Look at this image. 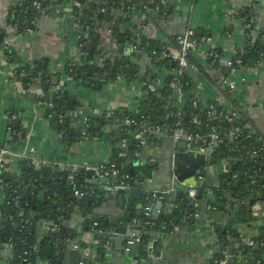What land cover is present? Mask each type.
Instances as JSON below:
<instances>
[{"label": "crops", "instance_id": "obj_1", "mask_svg": "<svg viewBox=\"0 0 264 264\" xmlns=\"http://www.w3.org/2000/svg\"><path fill=\"white\" fill-rule=\"evenodd\" d=\"M22 1L0 0V34H5L3 37L0 35V43L14 49L15 54L13 63H10L6 53L0 48V148L5 147L10 151L7 169L12 174H18L20 161L28 155L44 163L40 167L42 170H50L57 165H62L63 168L75 173L77 169L81 170L90 164L110 165L114 136L123 126L128 125L127 121L123 123L129 116L138 114L142 100L147 98L150 91L159 94L164 86L163 81L169 77L171 70L160 68L158 65L153 66L151 60L154 55L151 56L144 51L140 56L134 57V62L139 69V80H129L124 77L113 80L105 78L76 80L66 73V67L72 63L81 65L83 56L88 53L80 48L81 38L86 33V29L77 21L73 3L70 1L58 3L54 0V4L47 8L46 13L44 12L36 19L37 24L24 31H18L16 14L13 15L12 10ZM87 1L89 7L101 0ZM169 5L171 9L163 11L162 19L148 23L146 38L154 42H162L164 45L174 43L172 39L182 34L188 25L201 29L206 34L205 37L211 40L201 43L193 55V60L198 65V71L193 74V81L197 86L196 94L200 101L225 104L226 87L223 86L225 83L218 86L217 82L228 80L234 83L238 90L239 105L254 126L255 132L264 137V60L254 68L241 67L236 73H232L229 65L248 43V28L251 25L247 24L239 14L249 12L252 17L250 32H256L260 26L259 34L251 33L250 38L252 37L254 42L257 40L264 42V0H195V3L190 0H169ZM116 18L119 20V17ZM145 20V15L141 11H135L131 25L122 21L119 29L123 32L127 30L136 32ZM95 37L108 56H117L120 53L113 32L108 28L100 29ZM121 54L124 55L125 51ZM211 55H213V61H210ZM35 62H43L42 67H47L49 74L46 76L45 70L42 69L37 77L31 78L29 87L15 79L17 68ZM15 66L18 67L15 68ZM35 67L37 68V65ZM43 76L52 78L54 82L52 93L67 94L78 103L77 109L68 113L72 131L80 134L85 118H89V124L92 121L100 122L105 113H112L116 117L115 122L111 124L120 126L119 130H116L114 126L107 127L98 123L97 128L95 130L92 128L90 133L87 128L89 136L85 139L65 143L63 133L52 126L49 118L48 112L52 104L41 100L46 89L41 81ZM57 77L60 80L58 84L55 83ZM16 123L18 126L15 125ZM149 133L150 135L147 136L145 132L141 141L135 135L131 139L135 141L134 154L139 156L140 162L147 167L145 187L142 189L151 191L153 188L154 191L163 192L167 191L169 186L176 190V194H170V203L174 209L177 208V211L167 210L164 207L160 215L161 218L162 215L174 213L173 215L176 216L174 227L169 230L168 225L161 226V229L154 227L158 221L152 219L155 201L148 200V204L143 207L144 199L141 201L137 199L140 201L138 209L144 221L139 217H130L127 214L128 203L136 199L133 196V190L126 192V202L123 206L119 199L110 196L107 200L104 194L93 192L90 194V201H93L90 202L93 204L91 209L84 213L76 208L68 219L62 220L61 228H64L65 238H56L58 233L53 232L55 229L59 231L60 227L59 229L54 227L56 223L51 217L40 218L36 222L35 232L40 246L42 244L43 247L45 241L53 248L51 253L53 256L49 260L52 262L49 264H77L78 261H71L69 256L59 254L63 255L65 247L62 250H56L54 245L71 239L74 241L79 236L93 238L91 226L99 218L108 220L109 229L115 234L109 233L101 243L98 237L95 238L94 247L87 242L82 243L80 250L83 264L97 262V259L99 260L97 264H213L219 258L217 257L219 253L229 256L228 251L233 250V255H238L243 250L244 236H250L248 223L236 224L232 230L226 211H224L223 223L215 222L214 215L210 216L208 213L211 207H209L207 196L204 195L202 199L191 200L187 210L179 206L178 198L186 193L185 189L188 190L184 183L177 180L173 171L172 159L178 150L179 142L176 143L173 134L167 132L161 124L149 130ZM182 136H184L183 131L179 140ZM207 136L210 134L189 135L188 138H204L205 140ZM215 144L213 138L212 143L207 144L204 141L201 146L204 154L206 153L207 164L203 166L197 178V181L202 184L201 188H193L197 193L202 188H209V193L214 196L215 189L220 185L221 173L229 170V164L226 162L208 165ZM128 145L127 142L129 155L132 150ZM81 188L87 191L84 183L80 185ZM101 188L105 187L101 186ZM179 193L182 195L180 196ZM119 195L120 192L116 193V197ZM143 198H146V195ZM5 205V191L0 185V215ZM189 210L194 211V224L188 223L190 215H187V211ZM36 215L34 214L33 218ZM88 216H91V220ZM150 218L149 226L151 227L146 226ZM87 220L92 222L88 223ZM0 221L2 222L0 223L1 234L4 224L2 219ZM253 222L254 224L259 222L264 226V208L261 207L259 220L255 217ZM140 225L143 227L142 233L147 234L150 240H158V256H149L147 246L145 257L140 254L142 247L138 250L136 257L126 255L128 241L139 237L137 226ZM217 225L225 230L224 238L219 242L218 234L214 230ZM87 230H89L88 233ZM69 234L73 237L70 238ZM235 234H239V237L235 238ZM228 236L231 238L228 239ZM50 241L53 242V246L50 245ZM74 242L76 243V240ZM238 245L240 248L236 249ZM71 249L76 250L75 247ZM92 251L93 254H91ZM12 257L13 250L10 245L0 244V264H11ZM59 257H61L60 262H58ZM65 258L66 261H64Z\"/></svg>", "mask_w": 264, "mask_h": 264}, {"label": "trees", "instance_id": "obj_2", "mask_svg": "<svg viewBox=\"0 0 264 264\" xmlns=\"http://www.w3.org/2000/svg\"><path fill=\"white\" fill-rule=\"evenodd\" d=\"M36 1L41 2L45 7L51 6L55 2L54 0H23L19 5L15 6L12 11L13 15L16 14L15 19L17 20L18 31L29 29L33 25L32 23L40 16L35 10L34 3ZM64 1L73 3L77 21L83 28L88 27L87 31H89L86 46L82 50L88 54L83 56L81 65L69 64L66 67V73L81 81L89 78L113 80L123 77L129 80H139V69L134 62V57L138 52L132 53L131 56L121 54L125 51L126 45L133 40V33L129 30L121 31L119 24L123 21L130 26L135 11H141L145 18H150L148 7L151 0H101L90 5L91 7H88L87 0H56L58 3H63ZM154 1L156 6L160 5V10L162 11L171 9L169 3L163 4L162 0ZM190 1L195 3V0ZM239 16L243 17L245 22L252 26V17L248 11L239 14ZM116 17H119V20ZM103 27L113 32L120 49V53L117 56H108L100 47L99 40L95 37ZM250 27L248 28V43L233 59V61L238 59L241 61L239 66L236 65L238 69L241 67L254 68L264 60L263 41L257 40L254 42L252 37L250 38L252 28ZM186 29H193L195 38L201 39L206 36L201 29L194 28L192 25H188ZM134 40H136V46L140 45V49L147 51L151 56L154 55L153 51L158 52L151 60L153 66L158 65L160 68L170 69L171 73L176 69V64L173 65L169 58H163L159 54V51L162 50V42L158 43L149 40L145 35H141L138 39L134 38ZM172 41L175 42V38ZM1 43L0 48L6 53L9 62L13 63L15 57L14 49ZM212 57L213 55L210 56V61H213ZM191 62H194L193 57H191ZM42 64L43 62H35L31 65L20 66L16 70L15 79L29 87L31 78L33 76L37 77L42 69L45 70L44 74L46 76L49 74L47 67H42ZM36 65L37 68L35 67ZM46 76H43L41 80L43 87L46 88L41 100L53 105L48 115L52 126L63 133V141L65 143L76 139H85V137L89 136L92 128L93 130L97 128L98 123L108 126L109 123L115 122L116 117L114 115L110 118L103 116L100 122H90L89 133L87 132L85 136L81 132L79 134L72 131L69 125V118L66 117L61 121L60 115H66L77 109L78 103L67 94L52 93L54 82L52 78H47ZM173 79V75L170 74L163 81L164 86L159 94L150 91L147 98L142 100L138 114L129 116V119L134 120L135 123L123 126L120 132L114 136L112 163L108 167L114 166L113 168L118 171L117 180L120 185L125 184L129 186L130 190H133L134 187L130 185L129 180V171L132 165L128 162L130 157L124 151L123 142L127 140L129 144L133 136H136L137 130L140 128L145 129L147 136H149V130H153L161 124L169 133L181 130L192 136L208 135L215 131L221 137L222 142L215 144L208 165L226 162L232 169L221 173L220 185L216 189L211 188L215 189L216 194L209 204L214 211H218L220 206H224L227 213L233 212L234 208L236 209L235 221L230 226L232 230L236 224L248 223L250 238L255 245L253 247L248 245L243 247V250L239 252L242 253L241 261L237 264H264V226H256L254 224L253 211L251 213V221L247 220L250 213L249 204L251 198L254 197L264 208V137L257 131L255 132L254 126L239 105L237 93L225 91V104L210 102L214 106V110L212 117L209 118V109L206 103L200 101L196 94L197 86L193 81V75L185 74L184 77L180 78L185 99L180 107L176 103L174 89L171 86ZM227 104L229 105L228 107ZM231 110H235L238 113V120L234 124L224 119V116ZM235 126L243 128V134L238 138L231 136ZM135 147L130 148V150H134ZM136 169L134 177L137 179L138 175L143 172V168ZM19 171L18 174H12L7 168H3L0 171V183L4 187L6 200L8 201L0 215V219H2L5 226L0 234V244L12 246L13 257L11 264H43L51 260L49 254L53 252V248L45 241L43 242V247L41 244L40 248H38L39 240L35 232L36 222L40 218L51 217L60 227L56 238H61L64 233V228H61L63 219H68L76 208L86 213L93 207V204L90 203L92 201H90L91 192L84 191L83 194L76 195L74 190L75 183L80 181L83 184L84 182L81 173H73L68 171V169L39 170L32 164L29 157L20 161ZM70 175H73V180L70 179ZM237 179L239 180L238 187L234 184ZM209 190V188H202L203 195L206 196ZM42 194L43 198H41ZM196 198H191L187 193H183V196L178 198V204L181 208L187 210L190 201ZM143 199L144 207L148 204L147 195ZM140 201L137 199L130 200L127 214L130 217H139L144 221L143 215L138 209ZM34 214H37L35 218H33ZM173 214L162 215L154 227L161 229V226L167 223L168 230L173 228V223L176 221V216ZM187 215H190L188 223L194 224V211H187ZM97 223L100 224L101 229L105 230L102 218H99ZM214 230L220 239L224 238L222 227L217 225ZM98 238L103 242V235H98ZM140 238L142 245L140 254L145 257L149 237L147 234L142 233ZM221 256L222 254L219 253L217 257ZM25 259L27 260L26 262L24 261ZM97 262L91 264H97Z\"/></svg>", "mask_w": 264, "mask_h": 264}, {"label": "water", "instance_id": "obj_3", "mask_svg": "<svg viewBox=\"0 0 264 264\" xmlns=\"http://www.w3.org/2000/svg\"><path fill=\"white\" fill-rule=\"evenodd\" d=\"M148 13H150V18H145L146 22H144V25L146 23L147 27H148V23L150 22H156V20L162 19V14L163 11L162 10H157L156 9V3L155 1H151L149 3V7H148ZM139 30L136 32H133V36L136 39V37H140L141 35H145L147 36V31L143 30L142 28H138ZM260 29V26H258V30ZM258 30L256 32L252 31L251 33L258 35L259 32ZM2 37L3 35H5L4 33L0 34ZM5 38V37H4ZM3 38V39H4ZM133 40L126 45V49H125V56H131L132 50L131 48L135 45L136 40ZM254 41V40H253ZM264 45V42H263ZM137 50L136 52L138 56L141 55V53H143L144 51L140 49V45L136 46ZM135 52V53H136ZM173 65H175V63H173ZM18 66H15V68ZM57 82H55L56 84L59 83V78L57 77ZM21 85V84H20ZM21 88L23 89L22 85ZM35 89V88H33ZM238 91V90H237ZM237 91L235 93H237ZM238 94V93H237ZM70 117V114L68 116V118ZM126 123V120L124 121L123 124ZM16 126H18V123L15 124ZM111 127L114 126L116 130H119L118 125H112L111 123L108 124L107 127ZM138 132V131H137ZM184 136H182L181 140H176V143H178V147H177V151L175 152V154L173 155V159H172V164H173V171H174V175L176 176L177 180L181 183H184V185L186 186V188L192 187V188H201V182L197 181L198 175L202 172V168L203 166H205L207 164V156L206 153L204 154V152L201 149V146L203 144L204 141H206L207 144H210V142L212 143L213 137L212 136H207L204 140V138H197V139H193V138H188V133L183 132ZM10 136V135H9ZM11 138V137H10ZM82 140V139H80ZM135 146V141L134 140H130L129 141V147L133 148ZM123 148L124 151L127 154V140H124L123 142ZM129 157H132L131 159L128 160V162L132 165L131 169H130V185L132 187H134L132 193L134 198L136 199H143V197L145 195L148 196V200L149 201H155V205L153 206V211H152V219H156L159 220L160 219V215L162 210L167 209V210H175L177 211V208L174 209V206L170 203V194H176V190H172V187H167V191H154V189L152 188L151 191L150 190H146L144 191V189H142V187H145V172L147 171V167L144 166V164H142L140 162V157L136 156L132 151L129 152ZM143 168V172L140 173V175H138L137 179L134 177L136 168ZM3 168H9L8 164H5ZM232 167H229V170L231 171ZM3 169H1L0 171H2ZM107 170L111 171L110 167L107 166ZM76 173L78 174H82L83 175V179H84V184L87 186V192H91V194L93 192H99L101 194L105 195V198L108 200L111 197H113L114 199H119L120 204L123 206L126 202V198H125V194L126 192L130 191L129 186L126 185L125 189H123L122 187L124 185H120L118 180H117V176H114L112 174L110 175H106L105 173V169H102V164L101 163H95V164H90L88 167L85 168H81L76 170ZM189 175H187V174ZM139 183V184H138ZM234 184L236 187H238L239 184V180H235ZM80 185H82V182H76L75 183V189L74 190H79L82 191V193L84 192V189H80ZM105 187V188H101ZM136 188V189H135ZM168 192V190H170ZM108 191V193L106 192ZM120 195L118 197H116V193H119ZM202 190H198V193L196 195V197L198 199H202ZM216 194V193H215ZM179 195L181 196L182 193H179ZM207 196V201L208 203H210V200L213 198H215V195L212 196L211 194L206 195ZM258 201L255 200V198H251L250 200V213L247 217L248 221H251V213L253 211V208L257 205ZM259 205L262 207V205L259 203ZM210 206V205H209ZM263 208V207H262ZM225 208L224 206H220L219 211L218 212H214L213 209H211L208 213L210 216L214 215V220L215 222L218 223H223L224 221V213ZM235 211L236 209L234 208L233 212L227 213V220H229V225L232 224L233 221H235ZM198 212V211H196ZM141 213V212H140ZM88 219L91 220V216H88ZM88 221V223H91L92 221ZM0 223H2L0 221ZM146 226H149V224L151 223V218L147 220ZM167 223L164 224V227H166ZM5 227V226H4ZM3 227V228H4ZM54 227L58 228V224H56ZM138 227V232L137 235L140 237L142 235V225L137 226ZM151 227V225L149 226ZM104 228L105 230L101 229L100 224L99 223H95L91 226V230L93 232V238L90 237L88 238V236H79L77 237L76 243L74 241H72V239L70 241H63L61 244H56L54 245L52 241H50V245H54L56 250L59 249H63L64 247L65 252L63 253H59L61 254V256H69L71 261H78L77 264H83L82 262V254H81V250L80 247L82 248V243H88L90 244V246L92 245L94 247V243H95V238L98 237V235L105 237L109 234V233H113L111 232V230L109 229V221L106 220L104 221ZM238 228H240V226H238ZM59 229V228H58ZM59 231L57 229L54 230V234H57ZM87 233L89 232V230L86 231ZM118 232V231H117ZM223 233H225V230H223ZM112 234V235H113ZM239 234H235V238H238ZM62 238H65V234H62L61 236ZM69 237L72 238L73 236L71 234H69ZM231 237L228 236V239H230ZM246 239L247 236H244V243L246 244ZM100 240V239H99ZM219 239L218 238V242ZM235 241V239H234ZM102 242V240H100V243ZM223 244H225L223 242ZM38 248H40V243H38ZM12 248V246H10ZM76 248V250H72L71 248ZM141 243L139 242H134L132 244L128 243L127 244V254L126 255H130L131 257H136V255L138 254V250L141 248ZM240 245H238L236 247V249H239ZM233 250H229L228 251V255L230 256L229 260L227 261V264H237L241 261V254L239 253L238 255H233L232 253ZM58 253V252H56ZM147 253L149 256H158V240H150L147 243ZM91 254H93V251L91 252ZM52 254H49V258H52ZM69 260V259H68ZM67 260V261H68ZM41 261V260H40ZM61 261V257L58 258V262ZM66 261V258L65 260ZM52 261H47L43 264H49ZM90 264V263H87Z\"/></svg>", "mask_w": 264, "mask_h": 264}, {"label": "built area", "instance_id": "obj_4", "mask_svg": "<svg viewBox=\"0 0 264 264\" xmlns=\"http://www.w3.org/2000/svg\"><path fill=\"white\" fill-rule=\"evenodd\" d=\"M162 3L163 4L169 3V0H162ZM34 5H35V10L40 15L43 14L44 12L46 13L47 8L50 7V6H48V7L43 6L42 3L39 2V1H36L34 3ZM156 9L160 10V5H157ZM35 22H36V20L32 24L33 25L37 24V22L36 23ZM141 28L143 30H147V25L143 24V25H141ZM85 29H86V33H84L83 37L81 38V40H82L81 43H80V48L81 49L86 46V39L89 36V33L87 31L88 27H86ZM210 40L211 39L208 38V37H203L201 39L195 38L193 29H186L182 34L178 35L175 38V42L174 43L164 44L162 46V50L159 51V54H161V56L163 58H169L171 61L175 62V64H176V69L171 73L173 75V77H174L171 86H172V88L175 91V98L177 100V103H178L179 107H180L181 104L184 103V95H183L182 87H181V84H180V78L184 77L185 74L193 75L195 72L198 71V65L195 62H191V57H193L194 52H196L198 50V48L200 47L201 43H205V42L210 41ZM131 50H132V52H136V50H137L136 45H134L131 48ZM157 53H158L157 51H153L154 55H156ZM240 64H241V61L239 59L235 60V61H233V60L230 61L229 65L231 67L232 73H236V71L238 70V67L236 65L239 66ZM217 83H218V86L225 83V85H223V86L226 87L225 91H227L229 93H233V92L235 93L237 91V88H236L235 84L232 83V82H229L228 80L227 81H220L219 80V82H217ZM220 87L222 88V86H220ZM206 105H207V108L209 109L208 110V117L211 118L212 115H213L214 106L210 102L209 103L207 102ZM228 106L229 105L227 104V107ZM112 115H113L112 113H105L104 117L110 118ZM68 116H69V114L60 115L61 121H63ZM224 119L227 122L234 124L235 121L238 120V113L235 110H231V111H229L228 114H226L224 116ZM126 121H127L128 125H131L132 123H135L134 120L129 119V118H127ZM195 122H197V120H195ZM88 126H89V118L87 117V118L84 119V126L82 127V129L80 131L82 133V135H84V136L86 135ZM145 132H146L145 129L140 128L138 130L136 138L139 141H141L142 140V136H143V134ZM170 134H173L174 138L176 140H178V139H180V137L182 135V131L178 130V131H176L174 133L170 132ZM242 134H243V128H240V127H237V126H235L233 131L231 132V136L234 137V138H238ZM210 136H212L215 139L216 143L222 142L221 137L215 131H212ZM255 148H257V147H255ZM9 154H10V151L7 148H5V147H1L0 148V170L3 169L5 164H8V162L10 160L9 159ZM254 154H256V152H254ZM28 157L31 158V162H32L33 165H35L39 170H42V169H40V167H42L44 165V163L39 162L36 158H34L32 156H29V155L26 156L25 158H28ZM113 167L114 166H111L110 167L111 171H108L107 170V166L103 165L102 169H105L106 175L112 174L114 176H117L118 175V171L115 170V168H113ZM64 169H66V168H63L62 165H57L53 169H50V170H64ZM226 171L227 170H225L224 172H226ZM70 179L73 180V175H70ZM0 185H1V183H0ZM123 185L124 186L122 188L125 189L126 185L125 184H123ZM172 190H173V188H172ZM185 190H186V193L191 198H195L196 197L197 192L192 187H189L188 190L187 189H185ZM169 191H171V189L168 190V192ZM75 193H76V195L82 194V193H80L79 190H75ZM208 194H210V193L208 192ZM5 198H6V196H5ZM6 204H8L7 200H6ZM209 207H211V206H209ZM148 209L149 208L147 207L146 210L148 211ZM211 209H212V207H211ZM260 214H261V206L259 205V203H257V205L253 208V215H254V217H256L257 220H259ZM196 215H198V214L196 213ZM255 225L259 226L260 223L259 222H255ZM134 242H139L140 243L141 242V238L137 237L136 240L128 241V243H130V244H132ZM245 245H248L250 247H253L255 245L254 241L250 238V236L247 237ZM229 258L230 257L227 256V255H222L221 257L216 259L213 264H227V261L229 260ZM24 261L26 262L27 260L25 259Z\"/></svg>", "mask_w": 264, "mask_h": 264}]
</instances>
